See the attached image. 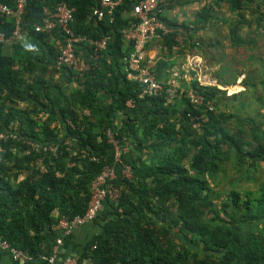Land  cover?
<instances>
[{
  "label": "trees",
  "instance_id": "16d2710c",
  "mask_svg": "<svg viewBox=\"0 0 264 264\" xmlns=\"http://www.w3.org/2000/svg\"><path fill=\"white\" fill-rule=\"evenodd\" d=\"M226 1L240 13V0H214L189 24L159 16L172 30L159 33L165 52L150 68L159 82L167 86L172 72L167 57L183 53L179 29L185 31L190 52L198 51L194 34L212 23L214 5ZM136 2L121 0L111 20H97L99 0H24L21 39L12 45V56L3 50L16 39L15 19L0 17L5 34L0 43V240L26 257L41 256L46 232L52 233L62 218L85 214L92 182L111 166L116 173L111 183L120 194L114 201L106 199L104 210L91 221L98 232L85 244L80 263L264 264V187L258 192L235 188L247 179L245 169L264 165L263 121L253 118L248 125L238 118L232 124L225 91L195 80L181 86L192 87L202 97L201 105L192 104L186 91L173 99L165 89L143 95V85L127 77L133 44L122 36L138 23L132 13ZM0 3L15 10L17 0ZM60 3L74 9L75 35L106 38L107 46L93 61V47L76 45L75 54L89 65L82 73L54 67L62 73L58 83L28 80L37 69L47 71L63 46L57 28L35 30L43 24L44 10L54 11ZM39 97L48 101L44 117L32 107ZM17 99L32 108L19 107ZM129 100L133 107L127 106ZM108 131L120 146L127 144L118 162ZM50 145L57 147L54 153L47 149ZM228 161L242 177L221 192L218 174ZM122 166L129 167L130 177L121 174Z\"/></svg>",
  "mask_w": 264,
  "mask_h": 264
},
{
  "label": "crops",
  "instance_id": "0c3cea01",
  "mask_svg": "<svg viewBox=\"0 0 264 264\" xmlns=\"http://www.w3.org/2000/svg\"><path fill=\"white\" fill-rule=\"evenodd\" d=\"M213 3L214 0L209 4L213 5ZM209 4L205 3L204 0H173V2L169 1L167 4L160 6L159 16L166 17L178 25L189 24L195 19L197 13ZM222 8L225 9L227 19L225 45L226 72L232 75V78L227 81L225 75L224 84H222L213 81L212 78L204 74V60L196 49L197 52L193 51V56L196 58H194L192 67L195 69L196 76L200 77L202 81L209 82V84L214 83L213 86L217 88L218 85L224 86V89L222 87L219 88L226 91H229L231 88H238V91H233L227 95L230 101L238 103L234 107L235 110H232L233 113H227L230 115L232 124L238 118H241L238 117L240 114L236 115L235 112H243L248 116L241 118V123L251 125L252 121L250 119L257 118L256 120L263 121V124L261 123V130L264 131V62L262 61V58L264 60V0H240L241 10L239 14L237 13L238 11L234 12L232 5L227 1L217 6L214 5V10L211 13L212 23L210 25L218 18L217 16ZM198 33L194 34L193 40L199 44ZM20 39L21 35L12 43L5 45L3 51L6 56L14 54V46L12 45L18 43ZM159 40V38L151 40L146 47V64L149 68H153L157 61V58L152 59L151 56L157 48L162 53L165 52L161 50ZM210 43L214 46L212 42ZM80 50L83 54L87 52L86 49L81 48ZM187 52L181 55L173 53V55L167 57V61L172 64L169 69L170 71H178L184 76L185 79L183 78L181 82L190 83V77H187V74L193 76L194 73L185 69L188 62L186 56L191 54L190 50ZM53 68V65L48 66V70L43 72L37 69L28 76V80L39 77L50 80V83L53 84L58 83L62 77V73L53 71ZM17 102L20 104L19 107L22 108H32L35 105V111L40 117H44L49 113L46 98L39 97L35 99L32 107L24 99H17ZM103 210L104 201L101 204L100 212ZM51 232H46L41 256L36 258L26 256L14 258L9 249H0V264H66L68 258L79 259L85 244L98 232V228L94 223L86 222L75 227L67 234L61 229H52ZM58 240L60 241L59 245L57 244ZM53 256L54 259L51 261L50 259Z\"/></svg>",
  "mask_w": 264,
  "mask_h": 264
},
{
  "label": "built area",
  "instance_id": "2783aa9c",
  "mask_svg": "<svg viewBox=\"0 0 264 264\" xmlns=\"http://www.w3.org/2000/svg\"><path fill=\"white\" fill-rule=\"evenodd\" d=\"M171 0H137L136 4L133 6L132 13L138 23L132 25L131 27L124 29L122 31L123 39L126 42L133 44V51L128 59V67L126 68L128 79L137 80L143 85L142 94L145 95H158L163 89L169 99H173L178 95V93H183L186 91V96L190 99L191 103L194 105L202 104V97L197 95L192 87H188L186 90L181 86V80L184 78L178 71H172L170 77L167 81V86L159 82L155 75L151 72L150 68L143 65L146 62V47L148 43L159 38V33L166 34L170 31L160 19H159V9L161 5L167 4ZM205 3H212L213 0H204ZM100 8L95 9L94 15L97 20H101L104 17H109L112 10L121 2V0H99ZM24 0H17L16 9L12 10L7 5L0 3V17L13 16L15 19V29L12 33V39L19 37V23L20 16L23 13ZM74 9L67 6L65 3H60L57 5L54 11L44 10V19L42 26H36V31H52L57 28L62 36L64 37L63 46L60 49L59 55L55 58L53 66L55 68L68 69L76 73H82L89 69V65L84 61L83 58L75 54V47L77 44L86 42L94 49L91 58L95 61L101 51H103L107 46V39L103 38L98 41H92L86 39L80 35H75L71 29V24L74 21L73 17ZM186 36L185 31L179 29V34L177 37L178 48L183 50V53H187L189 50L187 43L184 42ZM11 39V40H12ZM5 41V34L0 32V43ZM190 43H193L191 41ZM197 44V43H196ZM188 63L192 59L194 62V56L191 58L186 56ZM190 64V63H189ZM191 65V64H190ZM189 72H193V77L200 86H210L209 82L202 81V79L196 76L195 69L190 66ZM185 70V69H184ZM185 79V78H184ZM192 81V80H191ZM189 84V83H188ZM128 107H133V102L131 100L127 101ZM209 112H213V107L207 106ZM205 120V119H204ZM192 121V120H191ZM198 124L194 123L193 128H197ZM3 134L0 133V138H3ZM108 142L113 145L114 148V161L118 162L120 158V152L127 151V144L123 147L120 146L113 134L107 132ZM46 149V148H44ZM47 149L51 152H55L57 147L55 145H50ZM121 174L126 177H130V169L128 166H122ZM116 173L115 169L111 166H107L103 169L101 174L95 178L91 184V198L88 203L87 210L83 216H76L72 220H67L62 218L58 224L54 225L52 229H61L65 234L70 233L72 229L80 226L86 222H91L96 215L100 212L101 204L106 199L116 200L119 196V189L114 186L111 182L115 180ZM60 244V241H57ZM0 249H9L14 258L25 257L20 251L14 250L8 246L6 242L0 240ZM54 259V256L50 259ZM66 264H91L87 262H79L77 258H68Z\"/></svg>",
  "mask_w": 264,
  "mask_h": 264
},
{
  "label": "rangeland",
  "instance_id": "374dc122",
  "mask_svg": "<svg viewBox=\"0 0 264 264\" xmlns=\"http://www.w3.org/2000/svg\"><path fill=\"white\" fill-rule=\"evenodd\" d=\"M219 15L217 16L218 18L214 20L212 25H207L206 28L202 29L198 33V41L199 45L201 46L200 49H198L199 54H201L203 61V65L205 69L203 72L206 74L208 77L212 78L213 81L219 82L224 84L225 80V75L227 78V81H229L232 78V75L227 74L226 72V59H225V45H226V29H227V19H226V13L225 9L222 8L219 11ZM229 21V20H228ZM222 31V32H221ZM208 42H212L214 46H207ZM193 51L195 52L196 50H192L191 54H188L189 57H193ZM188 53V52H187ZM162 52L157 48L155 53L152 56V59L157 58L158 56H162ZM196 58V57H195ZM262 61L264 62L263 58ZM187 62V61H186ZM189 63L192 64L194 63L193 60L191 59ZM187 62L186 64V70L189 71L190 64ZM187 77H190V81L194 79V77L190 74H187ZM212 86L214 83L211 84ZM217 85V83H216ZM222 87L223 89L225 88L222 85H218V88ZM221 89V88H219ZM221 89V90H223ZM225 91V96L224 102H226V112H232V110H235V106L238 105L236 101H230L227 98L228 93H231L233 91H238V88H231L229 91ZM251 110V109H249ZM233 113V112H232ZM236 115L240 114L238 117L244 118L247 117L243 112H235ZM235 115V116H236ZM247 173V179L243 178V181L238 182V177H242V172L240 171H235V166L231 161L226 162L223 171L218 174V183L219 187L218 190L221 192L228 191L231 189V184L237 183L235 188L239 191H247V192H258L260 187H264V165H259L255 170H249L245 169Z\"/></svg>",
  "mask_w": 264,
  "mask_h": 264
}]
</instances>
